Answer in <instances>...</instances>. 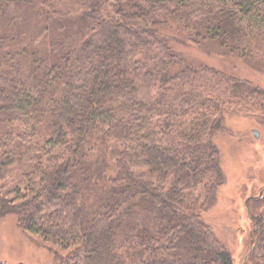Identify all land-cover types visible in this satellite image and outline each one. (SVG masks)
<instances>
[{"label":"trees","instance_id":"16d2710c","mask_svg":"<svg viewBox=\"0 0 264 264\" xmlns=\"http://www.w3.org/2000/svg\"><path fill=\"white\" fill-rule=\"evenodd\" d=\"M263 79L264 0H0V217L59 264H233L214 136Z\"/></svg>","mask_w":264,"mask_h":264},{"label":"rangeland","instance_id":"374dc122","mask_svg":"<svg viewBox=\"0 0 264 264\" xmlns=\"http://www.w3.org/2000/svg\"><path fill=\"white\" fill-rule=\"evenodd\" d=\"M181 50L183 58L205 57L196 48ZM242 115H226L223 129L214 136L224 182L213 205L202 214L229 250L233 264L244 262L249 247L254 224L248 211L264 217V129L255 117ZM253 129L258 130L257 138ZM0 260L5 264H59L51 250L22 231L11 214L0 217Z\"/></svg>","mask_w":264,"mask_h":264},{"label":"water","instance_id":"95a60500","mask_svg":"<svg viewBox=\"0 0 264 264\" xmlns=\"http://www.w3.org/2000/svg\"><path fill=\"white\" fill-rule=\"evenodd\" d=\"M252 134H253V136H254L255 138H257V137H258V130L253 129V130H252Z\"/></svg>","mask_w":264,"mask_h":264},{"label":"flooded vegetation","instance_id":"af4514ba","mask_svg":"<svg viewBox=\"0 0 264 264\" xmlns=\"http://www.w3.org/2000/svg\"><path fill=\"white\" fill-rule=\"evenodd\" d=\"M261 195V194H260ZM252 198H254V197H252ZM263 217V216H262ZM264 218V217H263ZM252 221V220H251Z\"/></svg>","mask_w":264,"mask_h":264}]
</instances>
